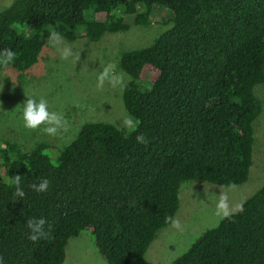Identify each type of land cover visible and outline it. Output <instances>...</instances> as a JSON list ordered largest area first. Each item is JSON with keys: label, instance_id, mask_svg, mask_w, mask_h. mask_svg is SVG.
I'll use <instances>...</instances> for the list:
<instances>
[{"label": "trees", "instance_id": "obj_1", "mask_svg": "<svg viewBox=\"0 0 264 264\" xmlns=\"http://www.w3.org/2000/svg\"><path fill=\"white\" fill-rule=\"evenodd\" d=\"M155 8L173 19L151 45L122 53L129 77L122 99L135 132L84 124L54 163L49 145H0V257L4 264H65L72 238L87 232L107 264L146 258L175 218L182 184H245L254 162L264 100V0H17L0 13V72L23 76L40 58L44 37L99 42L106 34L148 27ZM145 135L149 143L136 140ZM21 176L25 196L14 195ZM50 181L46 192L30 185ZM230 218L203 232L172 264H264V184ZM46 219L33 243L26 221Z\"/></svg>", "mask_w": 264, "mask_h": 264}, {"label": "rangeland", "instance_id": "obj_2", "mask_svg": "<svg viewBox=\"0 0 264 264\" xmlns=\"http://www.w3.org/2000/svg\"><path fill=\"white\" fill-rule=\"evenodd\" d=\"M17 0H0V13L10 8ZM173 14L169 10L155 8L152 23L148 27H133L128 32L106 34L99 42H89L80 37L70 43L61 40L54 44L50 35L44 37V48L38 63L23 76L7 70L0 72V145L4 141L16 142L25 150L37 143L49 145L46 154L55 163L65 146L75 139L84 124L106 122L125 129L122 120L129 115L122 99L129 77L119 69L122 53L141 49L152 44L154 39L168 29ZM68 46L72 55L61 59L60 50ZM108 63L116 66L117 74L124 75L123 87L105 84L96 87L97 75ZM264 100V86L257 89ZM37 101L44 98L49 111L64 115L68 126L57 136H49L40 129L24 127L22 108L29 98ZM43 127V126H41ZM254 162L248 181L238 187L216 186L203 181L186 182L179 191L180 206L174 220L181 227L172 225L161 230L151 244L146 258L153 264H172L182 256L206 230L218 225L222 219L216 214L221 194L228 197L230 206L242 205L264 184V112L257 120ZM0 176H5L0 158ZM237 211H234L235 213ZM65 264H107L94 247L92 237L82 232L72 238L66 247Z\"/></svg>", "mask_w": 264, "mask_h": 264}, {"label": "clouds", "instance_id": "obj_3", "mask_svg": "<svg viewBox=\"0 0 264 264\" xmlns=\"http://www.w3.org/2000/svg\"><path fill=\"white\" fill-rule=\"evenodd\" d=\"M62 39L61 34L58 32L53 31L50 34V40H52L54 44L59 43ZM60 55L61 59H68L72 55L71 48L68 46L63 47L60 50ZM15 59V51L12 49H5L3 55L0 56V64L7 66L13 63ZM106 83L112 87L124 86V75L122 73L117 74L116 66L112 63L104 65L97 75L96 87L98 89H103ZM22 118L25 128L30 130L40 129L49 136H57L61 130H65L68 126V121L63 114L49 111L48 102L44 98H40L37 101L35 98L29 97L23 104ZM121 123L129 133L135 132L139 127V121L131 115L125 116ZM136 140L138 143L145 145L149 143L143 134L137 135ZM13 183L15 185L14 195L22 199L25 196V192L21 187V176L16 175ZM49 185L50 181L44 178L41 179L39 184L33 183L30 187L39 194L48 191ZM233 187H235V185H233ZM216 208V214L222 219L230 218L234 211H243L242 205H236L235 208L230 206L228 197L225 194L219 196ZM167 222H171L174 228L179 229L181 227L179 220H174L172 217H168ZM26 224L29 229L28 239L33 243L48 237V232L45 231V225L47 224L45 218H30L26 221ZM0 264H4L3 257H0Z\"/></svg>", "mask_w": 264, "mask_h": 264}]
</instances>
